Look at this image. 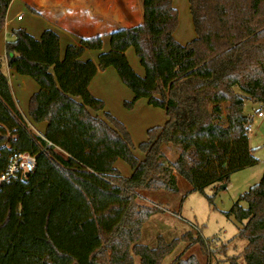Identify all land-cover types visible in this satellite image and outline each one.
Returning <instances> with one entry per match:
<instances>
[{
	"label": "trees",
	"instance_id": "trees-1",
	"mask_svg": "<svg viewBox=\"0 0 264 264\" xmlns=\"http://www.w3.org/2000/svg\"><path fill=\"white\" fill-rule=\"evenodd\" d=\"M11 1L0 0V31ZM187 1L196 35L183 44L173 35V0H142L141 22L111 31L107 50L96 35L67 44L60 56L53 28L37 37L12 30L4 45L6 65L31 77L37 90L25 116L0 62V144L3 131H10L12 149L35 155L36 163L26 180L0 189V264H133L134 256L139 264H160L175 240L159 238L156 247L139 242L142 223L159 210L138 204L137 191L175 193L178 175L202 192L257 163L249 146L252 119L243 107L246 100L264 106V0ZM128 48L143 75L130 65ZM85 50L99 51L96 62L82 59ZM107 67L131 90L127 107L145 98L167 116L138 144L142 159L123 122L89 91L97 70ZM28 118L46 123L42 136ZM165 144L179 150L172 162H163ZM117 159L130 166V175L115 168ZM226 215L238 226L221 252L229 243H245L225 264H264V175ZM182 238L188 244L172 264H198L192 254L183 257L194 245L210 258L216 254L214 237L197 230Z\"/></svg>",
	"mask_w": 264,
	"mask_h": 264
},
{
	"label": "rangeland",
	"instance_id": "rangeland-1",
	"mask_svg": "<svg viewBox=\"0 0 264 264\" xmlns=\"http://www.w3.org/2000/svg\"><path fill=\"white\" fill-rule=\"evenodd\" d=\"M31 7L39 10L42 7L52 6L54 0H30ZM175 8L178 12V23L175 30V37L184 43L195 37V30L189 11L187 0H174ZM41 3L42 5H38ZM23 19L16 21L19 26H26L29 31L35 33L38 26L35 19L24 11ZM107 42V40H106ZM126 56L131 66L137 73L143 75L144 70L140 65L138 58L135 56L133 49L128 48ZM1 69L5 72L11 81L12 89L15 91L16 101L22 113H26V105L30 95L37 90V83L29 76L14 73L13 76L7 74L3 56H0ZM102 95L105 97L104 111H109L126 124L127 130L131 137L132 151L138 157L143 158V153L138 149V144L145 139V127L152 125H162L167 118L164 110L159 107L151 106L145 108L140 104L127 107L124 103L130 101L122 94L116 96L114 90L109 92L103 87ZM118 93V92H117ZM141 99V98H140ZM147 106V105H146ZM244 113L251 116L249 128V146L253 155L258 160L253 166L246 167L242 170L232 173L228 182L224 186L209 185L202 192L191 190V186L181 177L176 175L177 192H169L165 189L150 191L141 189L137 191L136 202L142 206L156 205L159 212L150 215L141 225L139 242L149 247H156L161 238L165 243L175 240L171 251L166 254L160 264H172L174 259L182 254L188 244V241L182 238V235L190 231L195 233L200 231L203 237L213 238L215 242L216 254L210 258L209 254L194 245L188 249L183 257L190 254L194 256L198 264H206L210 258L209 264H225L228 260L227 255L239 252L244 245L243 240H237L229 243L227 252L223 253L221 243L232 238L237 232V222L232 216H227L226 212L230 210L234 202L239 200L241 195L249 187L259 182L264 175V114L257 115V110L261 109L264 113V106L254 103L250 100L244 101ZM103 116V111H98ZM27 115V113H26ZM166 117V118H165ZM30 127L35 132L42 131L40 122H32L27 119ZM163 162H172L178 155V149L169 144L162 147ZM117 168L122 173L130 166L119 159ZM210 196L211 202L208 197ZM244 205V201H240ZM221 252V253H220ZM133 264H139V258L134 256Z\"/></svg>",
	"mask_w": 264,
	"mask_h": 264
},
{
	"label": "crops",
	"instance_id": "crops-1",
	"mask_svg": "<svg viewBox=\"0 0 264 264\" xmlns=\"http://www.w3.org/2000/svg\"><path fill=\"white\" fill-rule=\"evenodd\" d=\"M174 3L175 2L173 0V5ZM49 4H52V6L42 7L39 10H35L31 7L30 0H12L10 2L6 13L5 24L3 29L0 31V56H3L7 74L10 76H13L15 72L6 65L4 45L6 40L13 38V29L24 28L26 31L37 37L44 28H53L59 34V53L60 56H62L66 45L69 43H77L78 38L81 37L100 35L103 38L102 50H107L109 48L108 34L111 31L121 26H134L139 24L142 19V0H54V4L51 3V1ZM38 5L41 6L42 4L38 3ZM24 11H28L29 14L35 19V24L38 26V29L35 33L29 31L26 26H19L16 24V21H21L23 19L22 14ZM18 15H20L21 18L18 19ZM173 35L176 39L175 31ZM176 40L179 43H184L179 39ZM98 53V50H85L82 55V59L89 58L96 62ZM132 68L136 71L133 66ZM9 84L12 95L14 98H16L15 91L12 89L10 80ZM103 87L108 92L110 90H114L117 97L118 94H122L126 99H130L132 97L131 90L122 83L113 67H107L103 70L98 69L88 86L92 95L100 98L103 102H106L104 100L105 97L102 95V93H100L102 92ZM136 104H140L145 108L150 107L145 98L138 99L135 102V105ZM26 113L23 114L26 116ZM123 124L126 126L124 122ZM45 125V122H40V126L42 127L41 133H43ZM153 126L159 125L145 127V137L147 129ZM36 133L41 134L40 132ZM138 158L141 159V157ZM118 161L119 159H117L114 163L115 168L123 176L130 175L131 168H127V170L124 168L126 173H122L120 169L117 168Z\"/></svg>",
	"mask_w": 264,
	"mask_h": 264
},
{
	"label": "built area",
	"instance_id": "built-area-1",
	"mask_svg": "<svg viewBox=\"0 0 264 264\" xmlns=\"http://www.w3.org/2000/svg\"><path fill=\"white\" fill-rule=\"evenodd\" d=\"M17 18L19 19L21 16L18 15ZM263 114L262 111L257 113L258 116H263ZM3 132L6 135V139L0 144V189L2 185L12 181L26 180L36 163L35 155L28 151L13 150L11 145L14 140L13 136L6 129ZM50 144L47 141V145Z\"/></svg>",
	"mask_w": 264,
	"mask_h": 264
},
{
	"label": "water",
	"instance_id": "water-1",
	"mask_svg": "<svg viewBox=\"0 0 264 264\" xmlns=\"http://www.w3.org/2000/svg\"><path fill=\"white\" fill-rule=\"evenodd\" d=\"M225 184H222V186H224Z\"/></svg>",
	"mask_w": 264,
	"mask_h": 264
}]
</instances>
